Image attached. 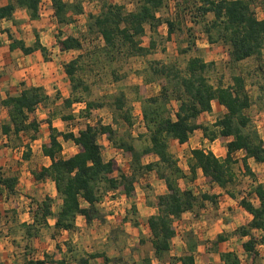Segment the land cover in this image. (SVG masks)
<instances>
[{"label":"trees","instance_id":"1","mask_svg":"<svg viewBox=\"0 0 264 264\" xmlns=\"http://www.w3.org/2000/svg\"><path fill=\"white\" fill-rule=\"evenodd\" d=\"M165 2L166 0H141L135 11L126 13L124 7L103 0L97 15L88 14L91 22L90 30L95 28L104 43L103 53L109 56L116 53L140 57L151 55L156 50L155 37L163 24L158 13L165 8ZM175 2V7L183 11V14L189 12L193 25L203 24V33L210 44L222 43L227 46L229 63L238 64L247 59L263 57L264 19L256 17L251 0H175ZM51 3L54 17L60 26L69 25L75 21V16L84 14L80 2L51 0ZM40 4L41 0H9V4L0 7V21L13 19L17 8L26 10L31 20H38ZM179 15L177 14L174 20H166V39H170L176 30H180L179 25L183 22L179 20ZM209 15L212 18L207 21ZM147 26L151 32L149 39H147ZM58 35L56 45L61 52L82 50L79 38L69 35L61 38L60 32ZM145 40H148L147 47L143 46ZM17 47L25 54L36 50H40L43 54L45 52L38 40L35 46L29 49L24 48L21 42L13 41L10 48ZM193 49L192 41L181 52L187 54ZM83 59L84 55L78 56L64 67L71 84V96L61 102L65 109H71L75 103L81 102L80 98L75 97L77 88L74 83L77 81L79 86L82 81L75 79L74 75ZM214 65L198 56L188 59L183 68L176 63L150 64L149 71L158 81L160 92L153 97H142L138 89H135L136 99L141 105L142 123L145 129L144 134L138 136V139L144 142L140 151L124 141L115 143L113 138L115 134L109 126L98 123L94 126L87 125L74 134L58 132L51 126L50 120H46L49 125L50 140L43 145L42 150L43 155L51 160V164L34 176L37 180L47 178L54 182L61 206L59 211L53 214L54 200L50 197L45 198L32 211L33 223L20 224V228L25 232V238L29 240L37 238L41 229L49 227L48 219L51 217L55 218L54 229L57 231L76 230L77 216L84 217L86 223H90L92 215L97 213L96 206L111 191H119L127 197H132L136 180L134 165H141L143 157L155 156L156 162L139 168L155 172L166 187V193L159 196L154 204L156 214L147 220L154 257L162 262L171 251V242L176 236L175 224L181 220L183 214L192 212L199 199L203 203L207 201L216 203L215 195L203 194L197 198L191 191L182 190L179 181L183 179L193 181L197 170H200L206 184L218 187L230 198L235 199L236 196L231 188L236 181L235 166L240 163L243 174L254 183L249 194L256 197L258 205L255 206L246 198L240 200V207L251 215L252 219L247 227L239 228L237 236L249 238L242 243V249L248 256L250 264H255L258 255L255 248L264 245V181L257 182L249 165V159L257 164H264V141L250 128V118L246 115V111L251 107V100L245 91V78L234 76L232 84L225 85L223 78L219 77L213 83L210 74ZM261 90L264 94L263 87ZM57 98L59 97L56 96ZM172 100L179 103L174 117L169 108ZM49 102V97L43 89L33 87L24 89L17 96L8 97L2 105L7 109L14 133L27 130L37 133L39 125L34 118L35 111L39 105L45 107ZM214 102L225 110L224 115L210 125L198 122L199 116L213 112ZM84 105L81 116H78L84 117L83 119H89L92 110L103 108L102 104L92 101L85 102ZM113 106L120 112L121 119L132 127V111L126 108V99L122 92L113 101ZM30 116L31 120L25 124ZM63 118L66 121L73 120L71 114ZM197 130L202 131L204 139L209 143L218 139L225 140L226 154L224 158H219L208 150H192L187 175L169 151V142L176 141L181 146L186 145ZM3 132L7 134L8 128L5 127ZM102 135L131 156L133 160L131 175H123L114 160L104 161L97 141ZM35 137L34 134L31 140ZM59 137L63 141L73 142L76 146L77 152L72 157L64 159L58 156L61 151ZM238 152L242 153L240 161L234 157ZM15 183V179H3L0 176V188L3 186L8 192H13ZM82 202L88 207L84 208ZM131 213H136V208L133 207ZM127 221L128 217H125L123 222ZM132 225L138 227L136 221H133ZM253 232L261 235L257 237ZM225 241L226 237L218 235L212 242V246L215 247L213 251L217 253V245ZM191 247L188 254L177 258L171 257L170 263L195 264L191 254L195 244ZM68 250L72 252L71 249ZM96 258H102L104 264L112 263L111 259L102 254H88L80 256L74 264H90V260ZM219 259L221 264H241L240 259L233 252L220 253ZM26 264H68V262L65 258L56 260L53 256L45 255L43 260L28 259ZM142 264L152 263L150 259H144Z\"/></svg>","mask_w":264,"mask_h":264},{"label":"rangeland","instance_id":"2","mask_svg":"<svg viewBox=\"0 0 264 264\" xmlns=\"http://www.w3.org/2000/svg\"><path fill=\"white\" fill-rule=\"evenodd\" d=\"M47 0L43 1V4ZM65 2H80L84 14L74 17V22L69 25L60 26V29L53 30L54 37L58 38V33L61 38L65 36L74 35L80 39L82 43L81 51H72L69 54L57 57V65L64 69V67L78 56H83L84 59L80 61L75 72V79L81 80L82 84L79 86L77 81L75 97L80 98V103H75L71 109H65L62 104L53 106L49 105L48 109L55 114H67L81 116V111L85 107V102L92 101L103 105V110L94 109L91 111V117L96 118L97 111H104L107 114H111L113 118V125L119 130L115 135V143L124 141L127 144H131L137 151H140L144 146L143 140L138 139L139 135L145 132L144 127L141 125L138 112L141 110V106L138 103L137 91L138 89L142 97H149L157 94L155 90H159L158 81L155 80L149 66L152 62L162 64L176 63L179 67L183 68L188 59L198 56L205 62L214 63L213 71H211L210 79L214 83L217 78L222 77L225 85L232 84V78L234 76H242L245 78V91L251 100V107L246 111V115L250 118V128L256 131L264 141V94L261 87L264 88V51L263 57L260 59H247L238 64L229 63L227 55V46L222 43L210 44L203 33V24L193 25L189 12L183 14V11L175 7V0H166L165 8L158 13V16L162 19L163 24L159 27L155 40L157 42L156 50L146 57L140 56H126V53H116L105 55L103 53V41L97 34L96 29L90 30L91 22L88 19V14L97 15L100 12L101 3L103 0H64ZM111 4L124 7V12L129 13L135 11L141 0H106ZM253 3V10L258 19H264V0H251ZM193 3V2H192ZM190 6V5H189ZM191 7V6H190ZM177 14H180L179 20L183 23H179L180 30H176L174 35L170 39L167 38V26L166 20H174ZM212 17L209 15L206 20H210ZM49 22V21H48ZM180 22V21H179ZM71 26V29L70 28ZM147 39L151 36V32L146 27ZM180 31L182 32L180 34ZM51 37V35H50ZM52 38V37H51ZM194 43V49L187 54L181 52L182 49L187 47V44ZM143 46H148V40L143 42ZM122 52V51H121ZM154 81H153V80ZM151 80V81H150ZM150 81V82H149ZM123 93L126 99V108H130L132 111L133 126L129 127L120 116V112L113 106V101L119 95ZM135 103V104H134ZM178 102L172 100L169 108L171 115L174 117L178 109ZM44 112L40 110L38 116ZM225 110L218 104H214V109L211 114H203L199 116L198 122L203 125H210L215 122L216 119L222 117ZM46 114V113H45ZM79 118V117H78ZM84 118V117H83ZM81 118V120H83ZM80 119V118H79ZM85 120V119H84ZM83 120V121H84ZM77 123L78 127L80 126ZM105 139H100V146L103 151L106 150ZM225 140L219 139L216 144L209 147V143H203L202 138L198 135L192 136L191 146L194 148H203L205 150H214L216 156H220L225 147ZM114 148V142H111ZM190 148L181 149L180 146L174 145L169 147V151L177 159L178 165L184 173L189 174V156ZM234 154L235 159L240 161L241 154ZM131 160L130 155H125ZM179 157V158H178ZM222 158V157H219ZM133 162V160H132ZM145 162H151V159L141 161V165L135 164V188L132 197H127L123 193L109 192L107 193L100 204L96 206L97 213L92 215L90 223H86L85 218H79L76 222V231L67 237L55 236L58 238L52 240L51 233L49 231H43L37 238L29 240L25 238V232L20 228L19 223H13L9 226V231L3 230L0 227V262L2 264H26L28 259H40L45 252L49 254H55V244L57 241L62 245L63 252L57 253V258H65L68 264L76 262L80 256H86L88 254H102L111 259L110 264H142L144 259H150L152 256V246L149 242L150 232L147 228L140 226L135 228L132 226L133 221L138 224L145 223V207L148 204H152L153 201H157V197L164 189L165 185L162 182L163 188L151 184L150 177H154L158 180L155 172H148L140 166H145ZM125 165V164H124ZM130 166L126 163V166H122L128 173H132L126 167ZM251 170L254 173L257 182L264 181V165L251 162ZM131 167L132 163H131ZM236 181L235 185L231 188L232 192L236 196L237 200L242 198L248 199L255 206L258 205L256 197L249 194L250 189L254 185L251 179L243 174L242 165L239 163L235 166ZM129 175V174H128ZM191 181L189 179H183L179 185L182 190H188L195 194L197 198H200L205 192L210 191H225L212 187L201 180V178H195ZM208 187V188H207ZM166 188V187H165ZM213 189V190H212ZM166 193V190H164ZM145 200V203H144ZM235 200V199H234ZM155 201V202H156ZM22 201H20L21 203ZM24 202V201H23ZM22 202V203H23ZM216 200V204L211 202H201L196 204L195 209L192 212H188L183 215L181 220L175 224V228L181 238H176L172 243L171 255L164 258L162 262L155 260L154 257L150 259L155 264H171V257H179L187 253V246H191L192 243L199 245V252L196 250V256L200 258V254L203 255L205 246L212 244L215 241L217 234L221 231V224L226 227L228 234H236L239 228L247 227L248 214L241 209H237L235 202L232 200L233 207L228 210V206L223 205L224 201L220 202ZM17 204V202H15ZM59 200L55 199L52 203V210L54 214L58 212ZM238 203V201H237ZM222 204V205H221ZM136 208V213H131L132 208ZM230 210L232 212H230ZM144 213V215H143ZM228 214L227 216H225ZM124 217H128L127 222H123ZM140 220V221H139ZM19 222V221H18ZM218 222V223H216ZM200 223L199 226L192 227L193 224ZM203 223V225H202ZM12 230V231H11ZM183 234V236H182ZM62 235V234H61ZM253 235L259 237L261 233L253 232ZM8 238V240L6 239ZM185 242L181 246V240ZM213 239V240H212ZM246 238L245 240H247ZM64 240L69 243L70 252L67 246H64ZM244 240L238 239L234 241V249L238 251L237 254L241 258L242 264H250L249 258L244 257V253L241 249V244ZM7 243V244H5ZM184 248V249H183ZM186 248V249H185ZM228 248V247H226ZM259 257L255 261V264H264V249H259ZM67 255V256H66ZM51 256V255H50ZM219 259L217 260V262ZM205 260L201 262L204 264ZM90 264H104L102 258H96L90 260ZM178 264V263H174ZM200 264V263H199Z\"/></svg>","mask_w":264,"mask_h":264},{"label":"crops","instance_id":"3","mask_svg":"<svg viewBox=\"0 0 264 264\" xmlns=\"http://www.w3.org/2000/svg\"><path fill=\"white\" fill-rule=\"evenodd\" d=\"M7 4H9V0H0V7H4ZM39 15L40 17L38 20H31L26 10L17 8L13 14V19L0 21V176H2L3 179L12 178L15 179L16 181L13 192H8V190L5 189L3 186H1L0 188V227L2 226L3 227L2 229L6 231H9L11 229L9 228V226L12 224V222L13 223L17 222L19 224H26V225L32 224L33 223L32 211H34L37 208V206L41 204L47 197H50L53 200L55 199H57V201L59 200L60 203L58 206V211L60 209L61 200L58 198L54 182H52L50 179L47 178L42 180H37L34 176V174H38L42 169L48 168L51 164V160L49 159V157L43 155V150H42L43 145L47 144L50 140L49 138L50 130H49V125L46 123V120H50L51 126L55 128L58 132H73L74 134H77L78 130L85 128L87 125L94 126L97 123L103 126L111 127L115 135H117L119 131L113 125V118L111 114H107L104 111H97L98 116L96 118L90 117L89 119H85V120L83 119L84 121L81 120V118L79 119L77 116L73 114L72 115L73 120L66 121L63 118L64 114L62 115L55 114L53 116L52 114L53 111L50 112L49 109L47 111L44 110L45 108H48L50 104L53 106L59 105L62 102V100L67 99L71 96L70 81L67 75L65 74L64 69L60 68L57 65V57L59 58V56L69 54L72 51L61 52L56 45L57 37H54L53 39V34L55 33V32L53 33V30L55 31V29H60V25L57 23V20L54 17V10L52 8L51 0H47L43 4V6H40ZM71 26L72 25H70L69 29H71ZM57 33L59 34V32ZM50 35L52 38L50 37ZM62 35L64 36L63 33ZM70 36L76 37L71 34ZM36 40H38L41 47L45 49L44 54L40 50H36L33 51L32 53L25 54L18 47L15 49L10 48L13 41L21 42L24 48L27 49L33 48L35 46ZM33 87L43 89L45 94L49 97L50 102L47 103L45 107L39 105L35 111L34 118L39 125L37 133H33L32 131H28V130L14 133L13 130L14 128L10 122L7 109L2 105V102L8 97H14L19 95L26 88H33ZM155 92L157 94L153 96H156L159 93L158 90H155ZM56 96H58L59 98L56 99ZM153 96H149V97H153ZM214 104H218V103L216 102L213 103L212 105L213 109H214ZM40 110H42L44 113L38 116L37 114H39ZM98 110H103V109H98ZM138 114H139V119L142 122L141 110L138 112ZM68 115L69 114H67V116ZM30 120H31V116L27 121V123L25 122V124H28ZM79 122H80L79 124L80 126L78 127L77 123ZM141 125L143 126V123H141ZM5 127L8 128L7 134L3 132ZM34 134L36 137L34 140H31V137ZM195 135L200 136L202 138L203 143H209L204 139L202 131L200 130L195 131L192 136L194 137ZM192 136L186 145L181 146L176 141H170L169 147L178 145L183 150L186 149L187 147L191 149L189 150L190 153L194 149H203L200 147L194 148L193 146H191ZM103 138L105 139L104 135L98 137L97 141L99 145H100L99 140ZM218 140L209 143V147L212 148V146L216 144ZM58 141L61 145V151L58 155L59 157L67 159L72 157L77 152L76 146L73 144V142L63 141L60 137L58 138ZM105 145H108L105 146L106 147L105 151H103L101 148L102 157L104 161L107 162L110 160H114L117 163V166L120 168V171L123 175L125 176L131 175V173H128L123 167L126 166V163H128L130 166L127 165L126 168L128 170L131 169L130 171L132 172V167H131L132 158L131 160L128 159L127 156H125L128 154L125 153V151L120 148H114L111 145V141L109 140L106 141ZM208 151H211L215 155L214 150H208ZM225 154H226V148L223 147V152L219 157L224 158ZM240 154L242 155L241 152L236 153L237 156ZM189 158H191V154ZM148 159H151V162H145V164L143 165H147L149 163H153L157 161V157L155 156L143 157L141 161L143 162V160H148ZM251 162L254 161L252 159H249V165L251 164ZM196 177L201 178L203 182L205 181L202 172L200 170H197ZM149 180L151 184L153 183L154 185L159 186V188H163L161 184L163 182L162 180L159 179L156 180L154 177H150ZM135 185L136 184L134 183V191H136ZM209 187H212L214 190H216L215 188H218L216 186H209ZM164 190H166L165 187L162 190V192L159 194V196L165 194ZM205 194L215 195L217 197L216 200L220 202L224 201L223 205L228 206V210L233 207V204L231 203L232 200L235 202V206H237L238 210L239 209L243 210L239 205L241 199L237 200V198H235L234 200L230 198L227 194H223V192L219 190L214 191L213 193L208 191L205 192ZM20 201L22 202L24 201V202L20 203ZM155 201H153L152 204H148V206L144 208L145 213L148 214H145L144 216L145 217L144 225L138 224L139 222L137 223L138 228L142 226L148 229L147 227L148 218L156 214V208L154 206ZM15 202H17V204ZM81 205L84 208L88 207V205L85 202H82ZM52 212L54 214L53 210ZM230 212L232 211L230 210ZM227 215L228 214H226L225 216ZM247 217H248V222H250L252 216L248 214ZM79 218H84V217L77 216L75 221V226ZM54 224H55V218L54 217L49 218L48 219L49 227L46 229H41L40 234H42L43 231H49V233H51L50 237L52 238V240H55L58 238L57 236H55V233H57V235L61 237H63L67 233V237H69V235L73 234L77 230L76 229L75 231H71V232L57 231L54 229ZM199 224L200 223H195L192 225V227L195 226L198 227ZM226 227L227 226H225L222 223L221 229L223 231L217 234V236L222 235L226 237L225 242L219 243L217 245L216 247L217 253L213 251L215 247H213L212 244L211 246L206 245L205 251L202 252L204 257L202 256V254H200V258H202V260L199 261V258L195 254L196 250H198L199 248V245L196 244L195 248L191 252L192 256L194 257L195 264H199V263L201 264V262L204 260H205L204 264H209V263L221 264V261L219 259L220 253L233 252L236 255L239 253L238 251H235V249L233 248L235 245L234 241H237V237L238 239L240 238L244 240L243 242L247 241L249 238L234 236V234H228V232H226L227 231ZM178 237L181 238L176 230V236L171 242V248L173 241L176 240V238ZM246 238L248 239L245 240ZM6 239L8 240V238ZM150 239L149 242L151 241ZM64 243H66L64 246H67L69 248V244H68L69 242L67 240H64ZM180 244L182 246L183 244H185V242L181 240ZM193 244L194 243H192L191 246H193ZM191 246H187V249L185 248L187 251V253L185 254L189 253V248H192ZM54 247L56 250L55 254H49V252L47 251L43 253L42 257L38 260H43L45 255H51L56 260L63 259V258H57V253L63 252L62 245L57 241V244H55ZM261 248L264 249V245H258L255 248L258 254L257 257H259L258 251H260L259 249ZM241 249H242V244H241ZM197 252H199V250ZM170 253L169 255H171ZM243 253L245 254L244 257L247 258L248 256L246 255V253L244 251ZM153 257H154V253L152 252V256L150 255V259H152ZM238 258L240 259L241 262V258L239 256ZM154 259L156 260L155 257ZM218 259L219 261L217 262ZM151 263L155 264L154 261H151Z\"/></svg>","mask_w":264,"mask_h":264},{"label":"built area","instance_id":"4","mask_svg":"<svg viewBox=\"0 0 264 264\" xmlns=\"http://www.w3.org/2000/svg\"><path fill=\"white\" fill-rule=\"evenodd\" d=\"M40 6H43V0L41 1V4H40Z\"/></svg>","mask_w":264,"mask_h":264}]
</instances>
